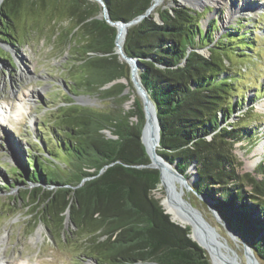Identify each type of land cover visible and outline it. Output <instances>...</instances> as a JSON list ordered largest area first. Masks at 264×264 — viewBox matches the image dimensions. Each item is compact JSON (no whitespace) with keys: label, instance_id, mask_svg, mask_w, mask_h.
Instances as JSON below:
<instances>
[{"label":"trees","instance_id":"trees-1","mask_svg":"<svg viewBox=\"0 0 264 264\" xmlns=\"http://www.w3.org/2000/svg\"><path fill=\"white\" fill-rule=\"evenodd\" d=\"M28 1L44 7L47 0ZM102 1L113 21L125 22L144 14L153 3ZM53 4L55 10L66 8L63 18L73 22L64 30V41L77 47L73 50L77 57L67 70L82 72L69 80L72 87L61 90L67 104L50 111L57 155L41 146L39 153L47 157L37 161L28 156L23 169L12 171L14 184L23 188L19 199L30 206L34 223L49 230H65L68 219L70 233L83 236V255L95 264H211L206 251L191 239L189 227L172 221L153 194L159 171L145 166L150 159L140 141L141 102L135 95L131 108L121 106L133 92L123 93L132 84L128 64L115 53V27L98 17L101 6L96 2L53 0ZM21 5L22 0H3L0 26L9 23L13 28ZM202 16L188 5H160L128 27L123 50L139 60L140 80L156 106L157 151L185 177H196L193 190L214 201L264 264V177L240 172L234 153L235 144L245 139L253 146L250 129L245 128L255 127V119L229 123L233 112L240 111L238 117L246 119L254 107L243 111L239 99H234L238 95H232L237 78L227 65L230 44L239 40L252 50L254 44L246 38L254 35L240 31L245 23L238 18L232 30L216 39L212 31L217 24L210 21L211 28L205 29ZM49 18L55 20L53 14ZM79 31L81 37L75 39ZM0 34L4 35L1 30ZM203 48L208 54L200 52ZM0 58L14 68L11 53L1 46ZM81 88L113 99L115 106L95 110L75 103ZM55 161L65 164L67 172H60ZM262 162L259 174H264ZM8 187L12 188L10 184L0 188Z\"/></svg>","mask_w":264,"mask_h":264},{"label":"rangeland","instance_id":"rangeland-1","mask_svg":"<svg viewBox=\"0 0 264 264\" xmlns=\"http://www.w3.org/2000/svg\"><path fill=\"white\" fill-rule=\"evenodd\" d=\"M88 1L92 3L95 0ZM225 1H233L246 8L228 14L226 4L221 0L219 4L207 0H161L153 9L175 3L194 6L203 15L201 22L205 29H210V21H215L217 27L212 33L216 39L232 30L230 26L235 25L238 18L245 23L240 31H251L254 35L253 39L246 38L253 42L252 50L246 48L243 42L233 40L230 44L232 48L229 49L230 62L226 63L231 75L237 78L232 95L238 97L234 96V99H239L237 102L243 105V111L248 112L254 106L246 119L241 115L238 117V110L229 119V123L255 119V127L250 124L245 128L250 129L248 135L252 136L250 142H253V146L250 147L247 139L235 144L234 153L241 163L239 171L250 172L261 178L264 174L257 173V168L264 159V0ZM45 4L42 7L36 2L31 6L28 0H22L18 14L11 23L13 28L9 23L0 26L4 33L0 34V39L7 41L0 40V46L10 52L16 61L12 68L0 58V187H6L7 184L12 186L7 190L0 188V257L5 264H19L22 260H27V264H95L92 258L83 255V236L70 233L72 225L68 219L65 230H49L42 223L35 224L30 206L18 197L22 195V186L13 182L15 172L12 171L23 169L28 156L34 155L37 161L43 156L47 157V153H39L41 146L57 155V138H53L54 132L49 124L52 118L50 111L67 104L63 102L61 90L72 87L69 80L82 72L67 70L77 57L73 54L77 47H69L64 41V30L73 25L72 21L63 18L67 9L62 6L55 10L53 0H47ZM51 14L55 17L54 21L49 18ZM5 33H11V36L8 38ZM80 35L81 31L74 38ZM204 50L200 49V52L205 54ZM129 92L136 95L133 87ZM75 97V103L95 110L115 106L113 99L104 98L86 88L79 89ZM128 98L121 105L124 110L133 105L131 95ZM55 163L60 172H67L65 164ZM193 171H190L191 175ZM153 194L161 200L165 194L164 188L159 185ZM191 195L193 204L202 210L210 222H214L206 206L195 195ZM11 198L13 202L10 203ZM234 244L231 240L230 245Z\"/></svg>","mask_w":264,"mask_h":264},{"label":"water","instance_id":"water-1","mask_svg":"<svg viewBox=\"0 0 264 264\" xmlns=\"http://www.w3.org/2000/svg\"><path fill=\"white\" fill-rule=\"evenodd\" d=\"M2 1L3 0H0V4ZM160 1L161 0H153V3L144 14L138 15L127 22L113 21L109 17V13L104 2L102 0L94 1L101 6V11L99 12L98 17L104 18L109 25L115 27L116 29V35L114 38L115 53L119 55L121 60H124L128 64L130 81L133 90L142 105L144 123L140 132V141L144 145L145 151L150 159L149 163L145 166L158 169L159 185H163L167 198L181 208L184 215L188 218L189 224L184 225L178 221H174L173 219L171 220L183 227H189V235L191 239L206 251L211 264H261L250 245L238 232L234 231L229 226L226 220L216 209L214 201L206 194H198L193 190L192 183L196 177L194 175L189 178L185 177L183 173L179 172L175 168L174 164L167 161L157 151L160 139V126L156 106L140 80L138 74L140 68L139 60L136 57H131L125 54L123 50V43L128 27L139 22L143 17L149 15L152 12V9ZM190 7L195 8L194 6ZM154 16L158 22H161L157 13H155ZM120 36H122V43L119 41ZM204 51L205 54H208L206 49ZM123 82L127 84L126 80ZM127 87L128 85L123 90V93H127ZM74 99L75 102H77V98L74 97ZM189 169L194 170V167ZM191 194L195 195L200 202L206 206L209 214L212 215L214 222H210L211 220L204 215L202 210L193 204L191 201ZM160 204L164 209L161 200ZM164 211L168 214L165 209ZM231 240L235 243L233 246L230 245Z\"/></svg>","mask_w":264,"mask_h":264},{"label":"bare ground","instance_id":"bare-ground-1","mask_svg":"<svg viewBox=\"0 0 264 264\" xmlns=\"http://www.w3.org/2000/svg\"><path fill=\"white\" fill-rule=\"evenodd\" d=\"M194 2H201L202 0H193ZM207 1H211V2H214L216 4H219L220 3V0H218L216 2V0H207ZM222 2H224V4H226V7H227V13L228 14H231V13H238L239 11L245 9L246 7H241V5H236L234 4L233 1L231 2H227L225 0H221ZM119 41L122 43V36L119 37ZM130 88L127 87V92H129ZM130 93V92H129ZM131 95V102H133L134 100V94H130ZM18 111L20 110V108L18 107L17 109ZM16 111V112H18ZM193 171V169H190V171ZM194 172V171H193ZM193 174V173H192ZM161 186L163 187V185L161 184ZM161 201H162V204L164 206V209L168 212V214L170 215L171 219H173L174 221H178L184 225H188L189 223V220L188 218L184 215L183 211L181 210V208L175 204L174 202H171L167 196L164 194L162 197H161ZM2 249V248H1ZM1 251V250H0ZM2 253V252H1ZM1 255V254H0ZM3 257V256H2ZM27 264V260H22L21 262L19 261V264ZM0 264H4V260H2V258L0 257Z\"/></svg>","mask_w":264,"mask_h":264}]
</instances>
